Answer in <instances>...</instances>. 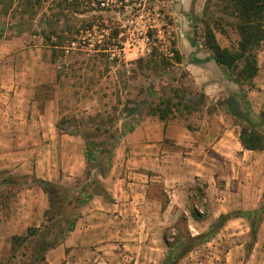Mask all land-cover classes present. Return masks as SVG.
Masks as SVG:
<instances>
[{
  "label": "rangeland",
  "instance_id": "374dc122",
  "mask_svg": "<svg viewBox=\"0 0 264 264\" xmlns=\"http://www.w3.org/2000/svg\"><path fill=\"white\" fill-rule=\"evenodd\" d=\"M58 1L43 0L36 19L32 21L26 11H21L22 7L0 0V124L5 112L15 115L30 112L36 115L56 107L58 120L70 119L72 123L65 124V130L79 125L80 131L90 132L100 122L98 119L90 120L96 113L102 114L104 124L109 121V116L116 123H122L126 116L121 111L124 105L128 109H137L139 102L146 101L140 105L144 118L149 103L160 102L162 109L167 104L172 109L166 121L178 117L194 130L202 128L197 135L206 141V145L216 140L222 128L230 132L229 144L232 145L231 139H234V135L238 137L242 121L231 115L225 103L229 98L238 99L245 108L240 86L226 79L223 68L209 65L207 60L202 62L212 53L208 47V30L215 35L221 47L226 45L232 50L238 40L236 18L223 12L220 0H61L63 12H59V20L55 17L59 8L54 4ZM70 1L82 5L72 7ZM41 17L44 23H40ZM55 23L57 31H63L62 35L78 28L80 34L76 36L79 41L73 42L74 50H65L64 54L59 52L53 63L50 47L44 45L40 35L34 33H38L41 27ZM16 24L18 28L11 29ZM116 32L118 36L113 37ZM103 48L122 52L118 53L117 60L94 54V49ZM150 50L155 51V56L147 64ZM175 51L180 56L179 63L174 59ZM257 55L259 72L255 82L247 81L241 87L245 95L253 97L256 114L249 108V116L259 123L258 128L263 132L264 43ZM139 58L145 59L143 65L136 63ZM184 104L191 108H185ZM131 117L136 119L137 116L134 113ZM112 125L115 126V123ZM106 127L108 124L101 129ZM24 135L21 131L8 133L0 126L1 264H7L10 254V243L6 244L5 241L11 238V229L23 231L21 234H24L25 226L36 216L37 207L47 208L49 204L48 195L43 191L44 187H48L29 172L28 163L24 164ZM126 135L121 137L119 143L132 144L133 152L126 147V151L116 158L115 150L105 177L98 176L105 187L109 186L111 177L122 176L127 183L139 182L140 177L145 179L134 163L138 156L135 146L139 144L140 137L130 138ZM77 137L83 145L84 139L80 135ZM15 140L18 142L15 143ZM97 141L105 142L106 138L101 136ZM177 150L178 147L170 139H164L162 152L157 156V162L165 166L164 171L149 170L147 174L149 210H140L137 214L130 209L126 218L128 244L112 245L107 249L116 253L115 256L125 251L129 257L121 260L113 255L106 264H154V261L164 264L168 252L164 235L168 241L179 245L187 232L198 235L207 231L221 214L242 213L261 206L264 149L246 152V155L238 150V156L245 164L235 161L233 165L227 157L225 170L215 172L214 169L212 172L215 185L209 191L210 195L200 196L199 190L204 192V184L198 180L181 184L190 192L187 207L198 209L203 217L201 221L192 218L188 221L185 212L178 211V207L171 212V216L161 215L158 220L152 209L161 206L163 210L168 204L172 188L165 183L168 176L171 177L175 170L183 167L180 163L184 160L186 147L183 146L181 152ZM233 172L237 173L238 179L228 182L226 177ZM178 173L184 177L185 171ZM89 180L86 178V181ZM63 182L72 185L73 180ZM127 183L125 186L130 187ZM172 183L170 180L169 184ZM105 200L108 204L113 202L111 196ZM183 216L186 221L182 219ZM9 219L13 221V228H8ZM142 220L148 223L145 222L147 230L141 228ZM168 220L171 225L162 226V222ZM253 220H256L255 231H252L246 217H231L207 241L181 258L179 264H264V212L256 218L252 215ZM136 237L141 242L145 239V243H137ZM29 253V248L20 247L16 253V263H29ZM137 253L154 256L155 259H137Z\"/></svg>",
  "mask_w": 264,
  "mask_h": 264
},
{
  "label": "crops",
  "instance_id": "0c3cea01",
  "mask_svg": "<svg viewBox=\"0 0 264 264\" xmlns=\"http://www.w3.org/2000/svg\"><path fill=\"white\" fill-rule=\"evenodd\" d=\"M222 47H226V45ZM207 61L209 65L219 66L213 59ZM258 72L250 81L252 84L255 82ZM242 85H240V93L242 92L245 101L250 105V111L256 114V111L253 110V97L248 94L245 95ZM57 112L56 107L55 109L48 108L36 115L30 112H21L16 115L5 112L2 115V124L0 126L8 133L24 132L25 141L22 143L25 145L24 154L26 160L24 164H29L27 169H29L30 173L40 180L51 183L57 182V184L68 186L71 184L63 182L64 180H73L74 182L76 178L84 175L86 168L85 143L83 142L82 145V141L77 135L57 129ZM201 130L202 128L194 130V128L184 123V119L178 117L167 121H162L157 116L142 117L134 126V129L127 133L126 137H140L138 140L139 144L135 146L137 149L135 153L138 156L134 163L137 165L138 173L144 176L145 179L140 177L139 182L132 181L127 183L122 176L111 177L110 184L106 187V190L111 194L113 202L108 204L101 195H95L85 202L79 209V215L72 231L58 246L47 251V264H106L116 254L110 252V250L108 251V248L112 245L128 244L129 237L127 235L129 232L126 218L130 209L135 210L137 214H139L140 210H149V202L146 198L147 174L149 170L164 171L165 166L157 162L159 159L157 156L162 152V143L165 138L170 139L178 147V152H181L183 146L186 147L184 160L180 163L183 167L175 170L171 177L168 176V182L165 183L166 186L172 188L168 195V204L165 205L163 210L161 206L156 208L154 206L152 210L158 220L161 215L163 217L171 216V212L176 207H178V211L182 210L185 212L188 221L191 218L194 219L191 215V208L186 205L190 192L181 184L198 180L204 184L203 195L208 196L210 195V190L213 189V185H215L213 170L215 169V172L219 169L224 171L227 165V157L232 160V164L237 161L244 165L245 163L242 157L238 156L237 151H241L243 155H246V152L253 151L244 149L240 144L239 138H236L235 135L234 139H231L232 145L229 144L230 132L227 128H222V132L216 137V140L212 144L206 145V141L197 135ZM14 142L16 143L18 140ZM126 143L124 144L122 141L117 144L115 149L116 158H119L126 151V147H129L130 152H133V145H126ZM9 165H11L10 162ZM184 171V177L179 176L178 172ZM226 179L228 182H235L238 179V175L236 172L228 173ZM170 180L173 181L172 184H169ZM126 183L130 187H126ZM130 197L132 200H129ZM44 207H37L36 216L27 223L26 228L33 225V223L39 226L43 222V214L46 209ZM240 208L246 209L244 207ZM138 220H141V216L138 217ZM145 222V220H142L140 224H142V229L147 230L148 225L146 227ZM12 223L13 221L10 219L7 221L8 228H13ZM169 225H171L170 220L162 222V226ZM16 230L11 229V234L15 235L23 232H17ZM13 231L16 232L13 233ZM10 239L6 238V244L11 243ZM136 242L140 243L141 240L136 237ZM141 243L144 244L145 239ZM8 253H10V248ZM128 257L129 253L125 251H121L115 256L116 259L120 258L121 260ZM136 258L155 259L154 256L139 255V253L136 254ZM156 263L154 261V264Z\"/></svg>",
  "mask_w": 264,
  "mask_h": 264
},
{
  "label": "trees",
  "instance_id": "16d2710c",
  "mask_svg": "<svg viewBox=\"0 0 264 264\" xmlns=\"http://www.w3.org/2000/svg\"><path fill=\"white\" fill-rule=\"evenodd\" d=\"M2 3L7 2L9 4H15V7H22L21 11H26L31 20L36 19L38 8L42 6L43 0H1ZM61 1V0H60ZM58 1L56 8L58 9L55 13V17L59 20V12H63L61 9V2ZM223 12H227L230 16L236 18V30L238 33V40L235 47L230 50L226 47H221L216 41L215 35L208 30V47L211 50V55L204 59L202 62L213 59L217 65L223 68V72L226 79L237 84L242 85L247 81H251L258 72L257 53L264 43V0H220ZM72 7L82 5V3H74L70 1ZM73 2V3H72ZM87 5V4H86ZM14 7V8H15ZM20 11V12H21ZM75 13H78L75 12ZM44 18L41 17L40 23H44ZM46 20V19H45ZM46 22V21H45ZM52 24V23H51ZM17 29L18 25L11 27V29ZM48 28V29H47ZM0 27V37H1ZM44 45H47L51 49V62H55L60 53L65 50H74L73 42L79 41L76 37L80 34V29L74 31L69 30L66 34L57 31V24L49 25V27H41L38 33ZM118 32L113 37H117ZM110 50V49H109ZM107 51L103 48L101 50L94 49V54L97 56L110 58L111 60H117L119 57V51ZM82 51V50H80ZM60 52V53H59ZM155 51L150 50L147 60V64L152 62ZM174 59L179 63L180 56L177 51L174 52ZM145 62L144 58L137 59L136 63L143 65ZM241 94L242 101L246 105L243 108L239 101L233 98L226 100V108L234 117H238L241 121V127L238 133V138L241 146L246 150L260 151L264 149V131L261 132L258 128L259 123H255L249 116V105L245 101L243 94ZM146 101L138 103L137 109H128L124 105L122 113V123H116L114 119L109 116V121H106L108 127L101 129L105 126L102 114L96 113L91 121L96 119L100 120L96 124L93 131L87 132L84 130L80 131L79 125L76 128L65 130L63 126L70 124V119H59L56 123L58 130H65L68 133L80 135L85 141V155H86V168L84 175L74 180L72 185H60L57 183H51L48 181H39L47 186L43 188V191L48 195V207L45 209L43 214V222L39 225H32L26 228L24 234H15L11 236L10 243V254L7 264H18L16 263V253L19 248H29V263L27 264H47L46 253L50 249L58 246L63 239L72 231L75 221L79 215V209L85 202L95 195H101L104 198H110L108 191L106 190L103 182L100 181L99 177L104 178L108 172L114 152L117 144L122 136L131 132L138 121L143 117V113L140 110L141 104H145ZM169 103V100L167 101ZM162 103L150 102L148 105V111L145 112L147 116H157L160 120L165 121L169 114H172V109L167 104L164 109L160 107ZM185 108L190 109L188 105L184 104ZM136 114V119L131 117ZM130 118V120L128 119ZM122 119V118H121ZM74 121V120H73ZM118 122V121H117ZM115 123V126L112 125ZM72 124V123H71ZM70 124V125H71ZM114 127V128H113ZM101 136L106 138V141H97ZM103 146V147H101ZM108 146V147H106ZM86 178H90L86 181ZM200 196L203 194L199 190ZM264 212V192L263 202L258 209H252L245 212L235 211L232 213L221 214L219 217L209 226V229L198 235H192L190 232L186 233L185 237L180 241L179 245L168 241V237L164 235L168 252L165 257L164 264H179L181 258L188 254L194 247L201 244L218 231L223 224L231 217H246L252 231L256 229V220L251 221V216L255 215V218ZM191 215L196 220H202L198 209L195 207L191 208ZM182 219L186 221V217ZM1 264V263H0ZM24 264V263H22ZM26 264V263H25Z\"/></svg>",
  "mask_w": 264,
  "mask_h": 264
}]
</instances>
